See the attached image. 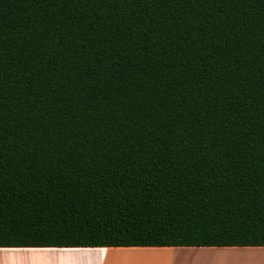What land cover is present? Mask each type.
Wrapping results in <instances>:
<instances>
[{"label":"trees","instance_id":"trees-1","mask_svg":"<svg viewBox=\"0 0 264 264\" xmlns=\"http://www.w3.org/2000/svg\"><path fill=\"white\" fill-rule=\"evenodd\" d=\"M264 247V0H0V248Z\"/></svg>","mask_w":264,"mask_h":264},{"label":"crops","instance_id":"crops-1","mask_svg":"<svg viewBox=\"0 0 264 264\" xmlns=\"http://www.w3.org/2000/svg\"><path fill=\"white\" fill-rule=\"evenodd\" d=\"M250 249L252 248H0V264H192L197 256L198 259H207L215 264L216 259L237 257V253L247 254L246 251Z\"/></svg>","mask_w":264,"mask_h":264},{"label":"rangeland","instance_id":"rangeland-1","mask_svg":"<svg viewBox=\"0 0 264 264\" xmlns=\"http://www.w3.org/2000/svg\"><path fill=\"white\" fill-rule=\"evenodd\" d=\"M249 248L252 249H250V251H246V253L248 252L247 254L237 253L238 254L237 257L228 256L224 258H219L216 259L215 264H264V247H249ZM197 257L196 259L193 260L192 264H213L212 261H209L207 259H198Z\"/></svg>","mask_w":264,"mask_h":264}]
</instances>
